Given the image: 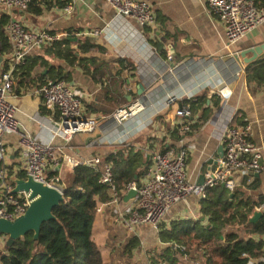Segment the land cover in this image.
<instances>
[{
  "label": "crops",
  "instance_id": "obj_1",
  "mask_svg": "<svg viewBox=\"0 0 264 264\" xmlns=\"http://www.w3.org/2000/svg\"><path fill=\"white\" fill-rule=\"evenodd\" d=\"M148 1L156 14V23L148 27H142L133 18L121 17L106 0H71L74 5L71 13H65L63 8L56 5L51 8L43 5L41 14L27 10L17 15L28 28L66 32L99 29L101 33L98 35L76 36L74 40L80 39L84 47L95 46L86 55L96 56L106 65L103 68L106 82L112 83L119 79L123 83L120 85H123L126 97L124 104L110 114L90 115L98 117L100 122L105 120V127L106 119L103 118L111 117L120 109H130L133 115L124 117L118 125L111 120L109 126L114 127H109V131L100 125L99 132L78 133L64 151L81 158H91L100 152H115L122 143L114 140L120 139V135L124 134L127 145L141 148L151 160L150 152L165 150L178 144L170 135L180 119L175 114V108L168 107L165 103L167 95L177 94L185 104L191 99L202 100L197 104L192 117L199 120V126L185 138L188 150L187 174L191 182L198 183L209 169L218 164L222 157L219 147L223 145L224 136L229 129L235 125L249 123L252 126L251 139L263 151L264 164V86L256 80L248 82V68L264 61V50L251 62L238 59L244 49L264 45V23L234 45L228 46L225 26L209 7L207 0ZM37 52L42 53L43 50ZM165 53L167 57L164 56ZM250 56L251 54L247 55ZM120 59L129 61L135 69L125 66L122 68L118 65ZM53 63L66 67L72 73V81L87 89L89 93L84 100L85 105L88 106L97 99L101 84L94 82L79 68H71L58 60H53ZM224 86L232 91L228 100L218 92ZM10 96L19 108L18 118L23 127L44 141L51 139L56 130L53 124L57 120L56 114L35 93V85L12 91ZM92 138H105L106 143L100 144L99 149H94L87 145ZM55 143L65 145L61 137H56ZM6 144L14 166L18 162L16 168L23 167L18 137H6ZM70 169L72 168L67 164L58 168V171L64 174ZM240 185L248 192L247 196L261 202L257 211L263 213L264 171L244 175L238 186ZM256 186L258 187L253 189ZM108 218L107 207L102 211L98 210L93 228L94 240L101 249L105 263L108 259V264H128L110 253L106 257L98 240L100 237L104 240L107 235ZM178 218L192 221L205 219L201 215L200 201L193 199L176 205L165 220ZM147 226H142L140 230L137 228L138 231L130 235L138 237L140 246L143 242L150 243V239L148 241L144 236V233H149L147 230L150 227ZM154 240L155 249L159 253L169 245L160 240L159 234ZM136 250L132 259L137 263L131 264H153L150 252L143 251L141 254ZM172 251L171 256H176L177 260L172 262V257L160 259L158 264H201L198 260L184 259L177 250Z\"/></svg>",
  "mask_w": 264,
  "mask_h": 264
},
{
  "label": "built area",
  "instance_id": "obj_2",
  "mask_svg": "<svg viewBox=\"0 0 264 264\" xmlns=\"http://www.w3.org/2000/svg\"><path fill=\"white\" fill-rule=\"evenodd\" d=\"M106 1L121 17L133 18L142 27L156 23L154 8L148 0ZM30 3L31 0H0V11L9 18L5 29L10 41V53L7 55L9 67L5 68L3 59L0 60V218L8 220H15L26 213L31 201L28 194L14 192L16 178L11 180L9 174V166L13 162L6 137H18L22 168L27 177L31 176L63 193L65 186L58 168L68 164L72 169L79 165L98 169L103 162L101 155L81 158L64 151V148L71 145L75 135L81 132L92 133L100 127L99 118L86 113L84 100L89 92L85 87L65 78L50 79L35 86V93L42 98L43 104L59 114L53 123L56 126L54 135L48 141L25 129L18 118L19 108L10 98L16 67L25 63L31 54L54 41L68 36L101 33L99 29L66 32L28 28L17 15L27 11ZM207 3L225 26L228 46L234 45L264 23V6H258L256 0H207ZM73 9L74 5L70 2L63 11L71 13ZM218 92L227 100L232 96L227 86L221 87ZM165 103L175 108V114L180 119L177 125L183 137L177 146L150 152L151 164L145 169L143 177L130 182L125 190H118L111 163H105L102 168L100 182L110 187L111 196L108 201L101 203L98 210L109 207L116 219L131 230L149 225L159 231L160 224L176 205L193 199H205L208 190L217 186H223L233 193L244 175L264 171L263 151L251 139L252 126L245 123L233 126L224 136L223 156L214 168L206 172L204 182H191L187 174L188 150L185 138L192 131L193 110L190 105L182 103V97L177 94L167 95ZM132 115L130 109H120L104 119L106 124L113 120L118 125L124 117ZM101 126L105 127V123ZM124 136L121 134L120 139L114 142L125 143L127 138ZM56 137H61L65 145H57ZM105 138H92L87 145L94 147L106 143ZM132 189L136 190V195L126 201L125 197ZM2 240L6 241L7 236L0 235V242ZM180 248L185 250L183 246ZM183 258L189 259L187 255Z\"/></svg>",
  "mask_w": 264,
  "mask_h": 264
},
{
  "label": "trees",
  "instance_id": "obj_3",
  "mask_svg": "<svg viewBox=\"0 0 264 264\" xmlns=\"http://www.w3.org/2000/svg\"><path fill=\"white\" fill-rule=\"evenodd\" d=\"M70 2L31 0L28 10L41 14L43 5L47 8L55 5L64 8ZM256 3L264 6V0H256ZM8 21V15L0 11V59H3L5 68L9 67L7 55L10 53V41L5 29ZM94 48V45L84 47L80 39L74 40L71 36L44 46L42 53L31 54L25 63L14 70V79L18 82L16 90L37 86L50 79L65 78L72 81V73L66 67L53 63V60H58L71 68L81 69L94 82L102 85L97 99L85 105L87 114L113 113L114 109L125 102L123 85H120L122 82L119 79L112 83L106 82L103 69L106 65L98 57L86 55ZM164 56L167 57V54ZM118 65L135 69L125 59H120ZM251 67L248 68V82L256 80L264 86V61ZM201 102L197 98L186 104L195 111ZM55 114L58 119V112ZM193 120L192 131L199 126V120ZM170 136L174 141L183 137L179 125L171 131ZM119 146L115 152L105 155L106 152L98 153L103 158L98 169L89 165L70 169L67 177L62 179L65 201L53 209L56 218L42 225L38 239H35L34 231H30L12 245L6 244L5 251H0V264H105L101 249L93 237L99 204L108 201L111 196L110 187L100 182L102 168L105 163L113 165L117 187L121 191L133 180H140L151 163L141 148L127 143ZM9 174L13 181L15 178H27L25 170L22 167L16 168L14 164L9 166ZM246 192L241 185L233 193L223 186L210 188L207 197L200 200L201 215L205 219L164 220L159 227V238L169 245L156 256V261L170 257L172 262L177 260L176 256H171L174 249L180 256L187 255L189 259L198 260L201 264H264V212L258 220L251 221L261 202L254 201ZM241 225L245 227L244 233L231 229ZM139 246L138 237L133 235L125 245V252L133 254ZM180 246L185 247V250Z\"/></svg>",
  "mask_w": 264,
  "mask_h": 264
},
{
  "label": "water",
  "instance_id": "obj_4",
  "mask_svg": "<svg viewBox=\"0 0 264 264\" xmlns=\"http://www.w3.org/2000/svg\"><path fill=\"white\" fill-rule=\"evenodd\" d=\"M263 50L264 45L246 48L240 52L238 59L242 62H251L255 60L256 57L263 52ZM248 54H251V56L247 57ZM219 151L220 156H223V145L219 147ZM203 182L204 177H201L198 184H202ZM15 183L14 192H23L28 194L31 203L26 213L19 216L15 220L0 218V235L7 236V246L12 245L17 239L24 237L30 231H34V237L35 239H38L42 225L45 222L56 218L53 213V209L60 206L65 201V195L62 191L45 183L39 182L31 176H28L25 179L16 178ZM135 195L136 190L132 189L126 195L125 200L128 201ZM262 214L263 213L261 211H256L253 215L254 217L251 218V221L255 222Z\"/></svg>",
  "mask_w": 264,
  "mask_h": 264
},
{
  "label": "rangeland",
  "instance_id": "obj_5",
  "mask_svg": "<svg viewBox=\"0 0 264 264\" xmlns=\"http://www.w3.org/2000/svg\"><path fill=\"white\" fill-rule=\"evenodd\" d=\"M106 59V58H104ZM106 63V62H105ZM39 71H41V68L39 69ZM29 85V84H28ZM14 89H13V92L16 91V88H18V82H17V79H15V85H14ZM100 93V92H99ZM99 93L97 94V96L99 95ZM104 119V118H103ZM111 122V121H110ZM109 123L106 124V127H103L106 131H109ZM105 123V120L101 121L100 122V125H104ZM114 126L112 125L110 127L113 128ZM99 128V127H98ZM97 128V129H98ZM101 129V128H100ZM98 131L99 132V129L98 130H95V132ZM99 145H96L94 146L93 148L95 149H99ZM104 153V152H102ZM106 153H104L105 155ZM18 162L16 164V166L18 167ZM69 172V171H68ZM68 172L67 173H64L62 174V177L65 179L68 175ZM248 193V192H246ZM196 200V199H195ZM196 202V201H195ZM107 217L108 220H107V226H106V229H107V235L106 237L104 238V240H101V237L98 238L99 242L101 243V246L103 248V251L106 253V257L108 256V254H112L113 257L117 258V259H122L124 260L125 262H127L128 264H131L132 263H137L134 261L133 258V255L132 254H129L127 252H125L124 248H125V244L127 243V240L130 238V235H132V233H134V231H138L137 228L135 230H131L129 227L125 226L124 224H122L121 222H119L117 219H116V216L114 215V213L112 212V210L107 207ZM254 217V216H252ZM146 226V225H145ZM143 226V227H145ZM143 227H138V229H142ZM147 227H150L149 230H147L149 233H144V236L146 237V239L149 241L150 239V243L149 242H143L141 246H139V248L137 250H139L141 252V254H143V251H145L146 253L150 252L152 254V258L156 261V256L159 255V252L158 250L155 249V246H154V239L156 238V235L159 234L158 230L155 229L154 227L152 226H147ZM244 226L241 225V226H235L231 229H235V230H239L240 232L244 233ZM150 235V236H149ZM149 236V237H148ZM125 241V242H124ZM7 244V240L6 241H1L0 242V251L4 252L5 251V246ZM136 250V251H137ZM154 251V254L152 253ZM127 254H125V253ZM125 254V255H124ZM134 254V253H133ZM140 254V255H141ZM159 259V258H158ZM109 261L108 259H106V263L105 264H108ZM159 262L156 261V264H158Z\"/></svg>",
  "mask_w": 264,
  "mask_h": 264
}]
</instances>
